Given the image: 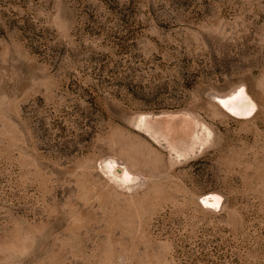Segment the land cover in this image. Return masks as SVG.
Here are the masks:
<instances>
[{"label":"rangeland","instance_id":"1","mask_svg":"<svg viewBox=\"0 0 264 264\" xmlns=\"http://www.w3.org/2000/svg\"><path fill=\"white\" fill-rule=\"evenodd\" d=\"M0 264H264V0H0Z\"/></svg>","mask_w":264,"mask_h":264}]
</instances>
